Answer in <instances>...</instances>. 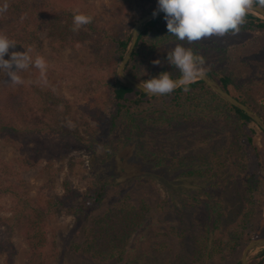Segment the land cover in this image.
<instances>
[{"label": "rangeland", "instance_id": "rangeland-1", "mask_svg": "<svg viewBox=\"0 0 264 264\" xmlns=\"http://www.w3.org/2000/svg\"><path fill=\"white\" fill-rule=\"evenodd\" d=\"M3 2L0 0V4ZM66 3L56 4L53 0L51 8ZM69 4L91 15L93 27L88 24L75 31L66 44H59L50 28H41L34 38L33 58L42 55L47 59V82L39 81L36 68H29L22 76L25 84L53 90L67 98L70 114L80 116L81 122L89 121V125L81 126L88 137L90 128L104 125L116 107L104 79L120 83L117 70L123 56L117 63L102 57L120 38L129 35L130 39L134 25L157 8L158 0H72ZM19 21L18 16L0 14V26ZM217 39L226 48L223 70L237 78L247 91L249 102L264 117V30L240 31ZM8 82L7 76L0 73V92ZM195 93L207 97V102L198 106L194 101L181 109L177 107L180 120L173 127L148 125L128 143L124 128L116 130L112 141L106 138L105 129L100 141L93 145L95 148L75 147L62 159L53 158L52 165L46 158L23 167L19 159L29 156L23 137V145L12 139L0 142V157L15 163L18 160L16 165L23 176L21 192L39 207H46L51 198L63 193L65 180L83 193L108 182L104 203L85 220L63 211L51 214L49 245L45 249L50 254L49 264H241L246 245L264 237V134L256 122L244 125L228 105L211 100L206 91ZM153 102L167 108L166 116L170 115L169 109L173 111L169 98L151 100L144 106ZM216 104L220 109L214 112L211 108ZM151 116L159 117L160 111H153ZM60 134L61 131L51 136L49 150L56 148L53 142L57 140H71L62 139ZM161 158L164 165H159ZM252 174L258 175L259 184L251 195L247 193V182ZM126 197L134 202L145 200L150 208L144 225L129 239L124 258L92 259L75 252L74 244L81 241L89 219ZM11 204V197L0 193V214H10ZM214 206L222 215L218 234H214L218 217ZM207 224L209 246L214 245V240L217 248L214 253L201 252L200 239ZM7 236L1 228L0 240ZM11 240L13 261L9 263L6 250L0 254V264H28L31 247L22 226ZM263 249L251 252L250 263L264 264Z\"/></svg>", "mask_w": 264, "mask_h": 264}, {"label": "trees", "instance_id": "trees-1", "mask_svg": "<svg viewBox=\"0 0 264 264\" xmlns=\"http://www.w3.org/2000/svg\"><path fill=\"white\" fill-rule=\"evenodd\" d=\"M37 1L15 0L8 2L9 9L5 14L20 17V21L17 23L6 22V26L3 24L0 26L3 27L0 32L7 34L10 39L17 43L14 49H10V52L23 51L26 55L31 54L33 56L34 38L41 28H50L59 44H66L70 41L74 33L72 31L73 14L75 11L81 12V10L69 4L72 0H55L56 4L59 1L68 3L56 8H51L53 0H46V3H37ZM164 15L150 20L141 31L127 64V72L141 80L157 77L165 71L171 72L172 78L180 76L179 70L167 62V53L177 43H183L185 47H191L196 54L204 57L206 71L223 88L257 111L256 107L249 102L248 93L242 84L236 77L223 70L224 64H226V48L218 44L217 37L213 36L193 44L177 41L174 36L168 33ZM246 20L247 22L242 26L241 31L264 30V19L251 13ZM90 24L89 27H93V24ZM128 40L129 35L120 38L102 59L117 63L123 56ZM29 49H32L31 53H29ZM9 58L10 54H6L5 59ZM156 59H159L161 64H153L152 61ZM104 83L111 88L116 107L107 122L104 125L101 124L99 128H90L91 135L86 137L82 133L81 126L89 125V121L81 122L80 116H72L70 114L71 104L63 95L53 90L43 91L31 83L13 85L9 81L0 92V142L12 139L19 140L22 144L21 139L23 137V144L29 151V156L23 155L19 159L23 167L38 164L46 158L52 165L53 158L62 159L67 152L75 147L95 148L94 144L100 141L99 139L102 138L105 129L108 131L106 138L109 141L111 138L112 141L115 140L116 130L121 127L124 128L125 132H128L126 136L128 139L126 143H128L136 132L139 133L148 125L173 127L180 120L176 113L179 111L178 108L181 109L184 105L194 104V101L198 106L207 102V97L201 98L195 93L196 90H204L211 100H220L228 105L244 125L253 122L245 111L223 99L202 79L188 85L190 90L187 93L181 87L165 96H149L141 89L121 82L118 83L116 80L104 79ZM160 98L170 99L169 104L173 111L169 109V116H166L168 113L166 107L155 106L154 102L147 107L144 106L149 101ZM219 106L216 104L211 110L215 112L220 109ZM153 111H160V116L152 117ZM69 120L75 125L70 130L67 126ZM59 131H61L62 139L71 137V140L66 142L57 140L53 142L57 145L56 148L49 150L51 149L49 148L51 136L54 133H59ZM261 131L264 134V130L261 129ZM112 136L114 137L112 138ZM249 139L252 141V138ZM103 143L104 145L108 144L104 141ZM122 146L120 144V147ZM118 149L111 154L119 151ZM17 162L18 160L15 163V161L0 157V193L9 195L12 200V204L8 207L10 214H0V229L3 228L8 233L7 239L0 240V254L7 250L9 263L13 261L11 236L18 227L22 226L31 247V258L28 264H49L50 254L45 249L49 245L47 228L51 214L55 211H63L74 215L78 220H85L104 203L108 182L97 184L83 193L73 187L70 180H65L62 185L63 193L55 195L43 208L37 206L31 197L21 192L20 186L23 182V176L16 165ZM164 163L161 158L159 165H164ZM258 184V175L252 174L247 182V193L251 195L255 193L254 190ZM149 208L150 206L145 200L134 202L126 197L115 202L100 216L89 219L88 224L83 227L81 241L74 244V251L81 256H88L92 259L122 260L129 250V239L147 220ZM213 209L218 213L214 226V234H218V229L220 230L222 226L220 223L222 215L220 214L221 210H217L215 206ZM209 218L210 216H208ZM209 231V224H207L205 233L200 239L202 253H209L210 251L214 253L217 249L214 240V245L209 246ZM258 234V232H254V236ZM262 251L264 252V249ZM164 264L172 263L166 262Z\"/></svg>", "mask_w": 264, "mask_h": 264}, {"label": "clouds", "instance_id": "clouds-1", "mask_svg": "<svg viewBox=\"0 0 264 264\" xmlns=\"http://www.w3.org/2000/svg\"><path fill=\"white\" fill-rule=\"evenodd\" d=\"M8 9V0H4L0 4V14L6 13ZM258 10H264V0H158L154 15L162 11L168 33L177 41L193 44L213 36L237 35L247 22V16ZM92 21L91 15L75 11L72 31H78ZM16 45V41L0 32V73H4L11 84L23 85L25 79L21 73L36 68L39 70V81L46 83L47 59L42 55L33 58L23 51L10 52ZM31 52L32 49H29ZM6 54H10L9 59H5ZM167 62L179 70L180 78L173 79L172 73L165 71L157 77L141 80L139 88L149 96H165L181 87L187 93L190 90L188 85L196 82L206 71L204 57L183 43H177L168 51ZM152 63L158 65L161 61L156 59ZM67 126L72 128L75 125L69 120Z\"/></svg>", "mask_w": 264, "mask_h": 264}, {"label": "water", "instance_id": "water-1", "mask_svg": "<svg viewBox=\"0 0 264 264\" xmlns=\"http://www.w3.org/2000/svg\"><path fill=\"white\" fill-rule=\"evenodd\" d=\"M155 10H153V11L147 13L146 15H144L143 17H141L137 21V23L134 25L132 32H131L130 39H129L127 47H126V51L123 55V58H122L121 63L118 67V70H117V77L121 83L132 86L134 88H138V89H140L139 85H140L141 79L129 74L126 71V67H127V64L129 62L132 54H133V51H134L135 45L138 41L139 35H140L141 31L144 29V27L146 26V24L150 20L155 19V18L164 14L162 11H160L154 15ZM252 14L264 19V10H258V11L253 12ZM179 78H180V76L173 78V79H179ZM198 79L204 80L219 96H221L223 99H225L226 101H228L232 105H234V106L240 108L241 110L245 111L248 114V116L251 117L252 120L254 122H256V124H258L262 130H264V118H263V116H261V114H259L257 111H255L251 106L244 103L239 98H237L232 93H230L228 90L223 88V86L209 72L205 71L204 75ZM259 247H264V237L255 238V239L251 240L246 245V247L243 251V255H242V258L240 260V263L241 264H250L251 252L253 250L259 248Z\"/></svg>", "mask_w": 264, "mask_h": 264}]
</instances>
